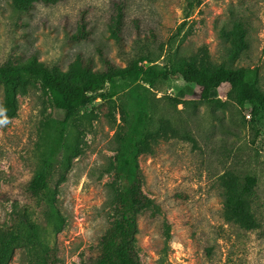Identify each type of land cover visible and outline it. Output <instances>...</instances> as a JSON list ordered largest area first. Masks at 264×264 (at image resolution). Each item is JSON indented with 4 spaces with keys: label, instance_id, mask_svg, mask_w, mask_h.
<instances>
[{
    "label": "rangeland",
    "instance_id": "rangeland-1",
    "mask_svg": "<svg viewBox=\"0 0 264 264\" xmlns=\"http://www.w3.org/2000/svg\"><path fill=\"white\" fill-rule=\"evenodd\" d=\"M116 6L123 9L117 39L109 31ZM185 8V0H59L19 13L12 0H0V65L65 72L81 59L100 70L105 62L124 67L144 53L160 66L173 57L209 70L257 68L264 93V0H197L186 20ZM239 20L247 47L234 55L221 28L230 30ZM159 91L156 97L190 102L176 108L168 100L159 103L158 115L168 121L157 120L159 130L137 157L140 189L151 201L137 215L133 246L140 264H264V113L253 118L225 85L212 92L216 102L210 104L179 78L161 83ZM127 101L121 94L97 98L84 110L87 120L70 125L79 154L57 185L55 207L64 219L53 241L57 264H86V253L115 221V157ZM2 102L0 85L3 231L14 212L33 207L26 187L39 164L45 125L62 114L36 79L16 89L13 117L4 116ZM247 174L258 179V201L233 215V188ZM26 260L16 249L9 264Z\"/></svg>",
    "mask_w": 264,
    "mask_h": 264
},
{
    "label": "trees",
    "instance_id": "trees-1",
    "mask_svg": "<svg viewBox=\"0 0 264 264\" xmlns=\"http://www.w3.org/2000/svg\"><path fill=\"white\" fill-rule=\"evenodd\" d=\"M57 1L12 0V6L16 12L26 13L35 3L48 5ZM196 2L185 0L184 20L190 17ZM122 22L123 9L116 6L109 25L110 35L115 39L119 36ZM242 24L239 20L230 30L221 28V38L230 42L229 49L234 55L247 47V31ZM138 54L128 58L124 67L105 62L100 70L92 69L81 59L71 62L65 72L34 64L0 65L5 117L15 115L16 89L30 79L40 81L52 106L62 114L60 120L48 121L45 125L39 164L26 187L33 207L23 205L20 212H14L11 225L0 230V264H9L16 249L25 251L28 264H57L53 241L64 224L55 207L57 185L69 170L71 160L79 154L69 128L77 118L87 120L89 113L84 110L97 98L105 100L121 94L128 101L122 105L125 128L118 138L115 157V176L119 181L116 218L98 243L86 253L83 260L86 264H140L133 246L137 215L147 209L151 201L140 189L137 157L147 140L159 130L157 120L168 121L166 115H158L159 103L168 100L176 108L178 104L186 107L190 102L156 97L161 83L179 78L185 84L198 87L200 101L207 104L216 102L211 99L212 92L225 85L229 87L228 96L239 106L248 105L253 118L264 113V93L257 87V68L219 66L209 70L173 57L160 66L154 64L155 60L149 59L148 54ZM146 60L148 64L143 63ZM156 115L160 118L156 119ZM257 186V177L249 174L236 183L232 191L233 215L258 201Z\"/></svg>",
    "mask_w": 264,
    "mask_h": 264
}]
</instances>
